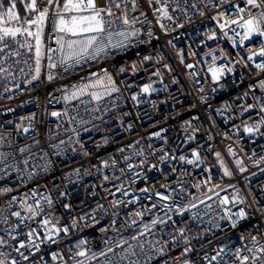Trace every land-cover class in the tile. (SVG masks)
Returning <instances> with one entry per match:
<instances>
[{"label":"built area","instance_id":"obj_1","mask_svg":"<svg viewBox=\"0 0 264 264\" xmlns=\"http://www.w3.org/2000/svg\"><path fill=\"white\" fill-rule=\"evenodd\" d=\"M117 2L121 8L113 7L105 27L113 33L112 43L123 40L122 46H108L78 64H61L57 51L56 67L49 68L46 50L58 48L53 7L36 80L32 53L14 44L6 50L21 55L0 64L8 69L0 73V238L5 241L0 259L6 264L13 259L16 264H241L239 249L249 257L246 264H264L259 250L264 246V69L256 67L264 57L247 59L264 47V36L254 35L241 46L236 33L242 36L244 29L230 25L224 30L229 39L219 28L225 19L259 16L264 2L257 0L260 7L253 8L246 0H169L172 19L161 21L163 29L154 11L160 5ZM236 5L245 11L238 13ZM125 12L129 25L117 19ZM118 32L137 35L124 40ZM208 53L223 68L218 81L208 70L213 64ZM108 76L118 91L106 94L97 86L65 99L97 78L107 85ZM145 84L153 90L141 93ZM92 92L101 98L94 100ZM257 124L258 131H244ZM194 151L199 160L189 164ZM224 197L227 204L221 203ZM28 205L41 211L32 217ZM241 210L243 218L236 216ZM49 218L61 229L51 240L41 227ZM30 229L36 230L39 249L15 251L19 242L27 244ZM80 251L87 255H76ZM212 256L217 259H206Z\"/></svg>","mask_w":264,"mask_h":264},{"label":"snow or ice","instance_id":"obj_2","mask_svg":"<svg viewBox=\"0 0 264 264\" xmlns=\"http://www.w3.org/2000/svg\"><path fill=\"white\" fill-rule=\"evenodd\" d=\"M17 2L23 3L25 11L28 13L25 17L21 18L17 11ZM149 4H157L159 7L155 8V12L158 13L157 22L160 23V27L163 29L164 24L161 23L162 20L168 19L171 20L172 16L169 14V0H148ZM264 2V0H262ZM247 5L253 8H259L260 4L257 0H246ZM6 5V7H5ZM127 6V0H125V7ZM195 5H193L194 7ZM54 7V11L51 12L52 19V33L55 35V43L58 48H47V59H48V67L55 68L56 64L53 63V55L58 51L60 53L61 64H68L69 61H72L76 64L80 63V61L86 57H95L99 55L101 52L105 50L106 47H119L122 46L123 40L118 41L117 43H112L113 33L111 31H106V23H110V21H106L105 17H112L114 15L113 7L119 9L121 8V4L117 2V0H106V4L101 6L98 4L97 0H42V3L38 4V0H0V64H3L11 57H19L21 55L19 50L15 51H7L11 47V45H16L18 49H27L29 53H32L31 59L35 61V74L32 76L33 80H36L40 75L41 70V62L45 58L46 51L44 45V30L46 26V22L49 21L50 18V9ZM136 5L133 3V9H135ZM238 10V13H243L245 8L240 7L239 5L235 6ZM176 9H173L175 11ZM225 13H220L221 17H224ZM117 19L122 20L123 24L129 25L130 21L127 18L126 12L117 17ZM213 19H216L215 17ZM261 19H264V12L260 13L259 16L253 15L249 13V18L244 19L242 16L238 19H225L223 23H219V28L224 32V36L228 37V32L224 31L226 28H229L230 25L235 24L239 28L244 29L243 35L240 33H236L237 36H240V45L242 46L245 40H250L254 35L264 36V29L261 28ZM242 21V22H241ZM136 21H132L134 24ZM235 32V29H232ZM117 36L123 37L124 40H127L129 35L135 36L137 32L125 33L118 32ZM151 35V33H149ZM108 41L107 44L104 43V39ZM71 37H77L78 39H71ZM215 34L209 37V39H214ZM231 39V37H228ZM34 41V43L32 42ZM233 46H236V42L233 41ZM34 49V52H33ZM213 61V64L209 66V72H211L212 79L214 81H218L220 77L223 75V68L215 66L216 55L214 53H208ZM259 55L264 57V47L259 49V52L251 53L247 59L252 60L253 56ZM147 59V58H146ZM27 64V60L24 61ZM69 67L71 65L69 64ZM135 67V66H133ZM188 67H192L188 65ZM257 68L264 69V63L257 64ZM23 71V69H21ZM8 69L0 67V73H6ZM11 74V73H9ZM159 75V73H157ZM49 79H52L49 76ZM108 84H104L103 78H97V80L93 83L86 84L84 87L79 88L76 91H73L71 97H65V99L76 98L78 94H84L86 88H95L97 86H103L106 94H110L113 91H118L114 86V82L111 80V77H107ZM264 88V82L260 85ZM152 89L151 84H145L141 88V93H149ZM94 100H99L101 98L100 94L97 92L91 93ZM133 100H137L136 96L132 97ZM261 112H264V107H261ZM53 116L60 115L57 112L52 113ZM264 123V121H261ZM259 130V125H254L253 127H245L244 131L247 133H254ZM27 131V129H25ZM21 152L24 149L20 150ZM231 151V150H230ZM193 157L195 160H187L186 162L189 164H193L196 160H199V153L193 152ZM219 158L220 154L216 153ZM180 160H186V157L181 156ZM107 162H105L106 164ZM239 163V161L237 162ZM223 166V164H222ZM244 169H241L243 171ZM231 172L224 168V175L231 176ZM107 179V177H105ZM218 187V185H217ZM211 191V189H210ZM160 199L167 200L169 197L163 194H159ZM218 195V193H217ZM211 197H209L210 199ZM203 202V201H201ZM228 197H224L221 203L227 204ZM47 203L49 206L51 205V201L48 200ZM39 205V202H37ZM24 205H22L23 207ZM156 205H153L155 207ZM195 207L196 205H191ZM27 211L32 214V217H35L39 214L41 209L39 206L37 208H33L31 205L27 206ZM14 215L20 218L23 221V217H21L20 212L14 213ZM136 215H140V213H136ZM236 216L239 218H243L245 213L241 210L239 213H236ZM231 218V217H229ZM7 222L6 220L4 221ZM58 223V221H57ZM157 221H153V225H155ZM52 224V220L44 219L41 223V227L45 229L47 234V239H52V233L55 232L59 234L61 231L60 228L56 227V224H52V228L48 229L47 225ZM233 227H235V221H233ZM147 229V225L145 226ZM67 228H64L63 231L67 232ZM28 242L21 241L19 242V247L14 250L19 252L21 248L25 247H35L37 250L39 249V244H36L33 240V237L37 236L35 229H30L27 233ZM12 239H16L15 236H12ZM253 241H255V237H253ZM83 243V241L81 242ZM5 241L0 238V246H3ZM79 246V245H78ZM186 249L185 251H188ZM260 251H264V246H262ZM108 251H112V249H108ZM252 251V249H249ZM23 259H27L28 257L24 255L23 252L19 253ZM2 255V253H0ZM76 255L80 257H85L87 254L84 251H80L76 253ZM95 254H93L94 256ZM104 255V253H101ZM220 255V253H217ZM237 259L241 260V264H246L249 257L241 256L240 250L237 249L235 253ZM55 255H53V259H55ZM210 261H214L217 259L216 256H212L210 258L206 257ZM0 264H6V258L0 259ZM11 264H16V261L13 259ZM77 264H84V261H78Z\"/></svg>","mask_w":264,"mask_h":264},{"label":"rangeland","instance_id":"obj_3","mask_svg":"<svg viewBox=\"0 0 264 264\" xmlns=\"http://www.w3.org/2000/svg\"><path fill=\"white\" fill-rule=\"evenodd\" d=\"M5 7H6V5H5ZM17 11H18L19 15L24 13L25 8H24L23 3L17 2Z\"/></svg>","mask_w":264,"mask_h":264}]
</instances>
